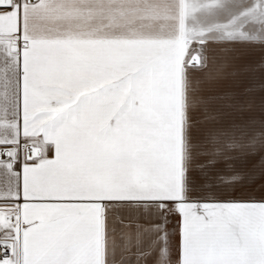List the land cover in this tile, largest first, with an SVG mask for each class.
Wrapping results in <instances>:
<instances>
[{
  "label": "snow or ice",
  "instance_id": "6c2138e0",
  "mask_svg": "<svg viewBox=\"0 0 264 264\" xmlns=\"http://www.w3.org/2000/svg\"><path fill=\"white\" fill-rule=\"evenodd\" d=\"M213 45L264 47V0H0V264H264Z\"/></svg>",
  "mask_w": 264,
  "mask_h": 264
},
{
  "label": "rangeland",
  "instance_id": "374dc122",
  "mask_svg": "<svg viewBox=\"0 0 264 264\" xmlns=\"http://www.w3.org/2000/svg\"><path fill=\"white\" fill-rule=\"evenodd\" d=\"M242 46L217 48L213 45L209 51L213 64L220 69L212 77L205 79L203 95L207 98L209 107L221 115V122L242 124L241 103L242 91ZM241 169V160L236 161Z\"/></svg>",
  "mask_w": 264,
  "mask_h": 264
},
{
  "label": "crops",
  "instance_id": "0c3cea01",
  "mask_svg": "<svg viewBox=\"0 0 264 264\" xmlns=\"http://www.w3.org/2000/svg\"><path fill=\"white\" fill-rule=\"evenodd\" d=\"M242 91L241 121L259 128L264 121V47L242 46ZM261 154L241 160V169H251L258 164ZM259 183V181H257ZM254 187V186H248Z\"/></svg>",
  "mask_w": 264,
  "mask_h": 264
}]
</instances>
